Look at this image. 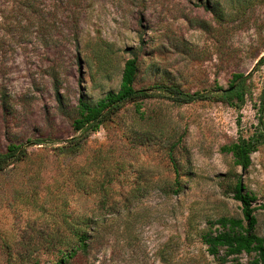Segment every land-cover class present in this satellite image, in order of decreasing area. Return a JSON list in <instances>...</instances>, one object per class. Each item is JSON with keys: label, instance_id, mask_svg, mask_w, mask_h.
<instances>
[{"label": "rangeland", "instance_id": "1", "mask_svg": "<svg viewBox=\"0 0 264 264\" xmlns=\"http://www.w3.org/2000/svg\"><path fill=\"white\" fill-rule=\"evenodd\" d=\"M205 3L0 0V153L25 148L0 169V264H52V242L76 243L72 226L88 237L68 264L253 259L221 260L201 233L241 216L237 178L255 196L254 232L264 230V0ZM131 56L147 96L81 136L71 127L78 96L116 90ZM235 73L246 77L238 107L215 92ZM159 84L204 98L175 103ZM256 132L262 142L241 169L221 146Z\"/></svg>", "mask_w": 264, "mask_h": 264}, {"label": "trees", "instance_id": "2", "mask_svg": "<svg viewBox=\"0 0 264 264\" xmlns=\"http://www.w3.org/2000/svg\"><path fill=\"white\" fill-rule=\"evenodd\" d=\"M206 2L208 3V0ZM136 71V57H128L123 62L116 90H107L94 102L83 99L80 94L76 104L77 115L71 121L72 129L81 132V136L86 135L89 131L96 130L99 125L110 120L123 103L135 102L137 98L147 96L145 92L147 89L135 88L133 85ZM245 79L246 77L239 73L233 74V80L226 88L215 90L216 99L228 106L238 107L244 100ZM155 89L166 93L168 98L175 103H186L204 98L197 91H182L175 84H159L155 86ZM261 138L263 135L259 132L246 138L238 136L235 141L221 146V150L231 154L234 165L246 169L250 163L249 155L262 142ZM35 143H40L39 139L31 144ZM24 154V146L8 143L5 150L0 153V169ZM174 171L177 173L176 167H174ZM174 183L175 187L172 189V193L176 194L181 186L177 181ZM232 190L233 199L239 202L241 216H220L208 221L209 229L201 233V240L209 254L217 257L221 250V260L242 252L246 254L254 252V257L249 264H264V230L262 235H257L254 232L256 219L253 211L256 207L252 205V202L255 200V196L245 189L239 178L236 179ZM102 202H106V199ZM260 208L264 209V203L260 204ZM213 224H216L217 227L211 231L210 226ZM69 233L71 237L75 238L76 243L62 242L58 240L59 238L56 242L51 243L52 256L54 257L52 264H68L69 258L76 253V250L84 248V240L88 237L86 230L76 229L72 226Z\"/></svg>", "mask_w": 264, "mask_h": 264}]
</instances>
